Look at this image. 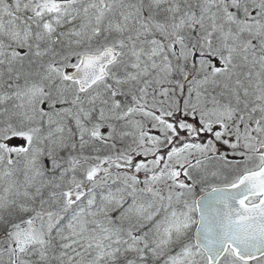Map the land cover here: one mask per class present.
<instances>
[{
    "label": "snow or ice",
    "instance_id": "6c2138e0",
    "mask_svg": "<svg viewBox=\"0 0 264 264\" xmlns=\"http://www.w3.org/2000/svg\"><path fill=\"white\" fill-rule=\"evenodd\" d=\"M0 264H264V0H0Z\"/></svg>",
    "mask_w": 264,
    "mask_h": 264
}]
</instances>
